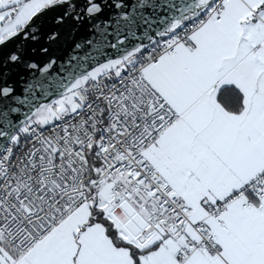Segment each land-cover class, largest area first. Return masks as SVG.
I'll return each instance as SVG.
<instances>
[{"label": "crops", "instance_id": "crops-1", "mask_svg": "<svg viewBox=\"0 0 264 264\" xmlns=\"http://www.w3.org/2000/svg\"><path fill=\"white\" fill-rule=\"evenodd\" d=\"M32 1L9 29L21 23ZM191 42L143 71L177 114L143 157L190 209L189 223L181 230L168 227L163 235L147 227L138 237L120 223L139 244L133 254L113 241L110 248L100 226L77 245L68 237L69 224L87 219L91 211L80 212L83 204L22 255L6 249L0 236V264H264V199L245 195L232 201L220 217L222 226L205 211L207 203L228 198L264 172V0H230L221 18L196 31ZM225 88L240 95L239 111L229 113L219 104ZM198 224L219 254L194 251L180 263L176 256L184 241L199 239Z\"/></svg>", "mask_w": 264, "mask_h": 264}, {"label": "built area", "instance_id": "built-area-1", "mask_svg": "<svg viewBox=\"0 0 264 264\" xmlns=\"http://www.w3.org/2000/svg\"><path fill=\"white\" fill-rule=\"evenodd\" d=\"M229 1L214 0L123 68L80 87L71 104L74 111L57 114L44 128L29 126L23 140L9 141L0 154V236L16 254L27 252L102 190L106 199L95 205L98 212L127 202L147 227L162 235L168 227L181 230L189 223L190 209L143 157L144 149L177 118L143 71L157 66L161 55L173 56L178 45L192 47L193 34L219 20ZM90 155L97 163L93 177ZM247 194L264 199V172L228 198L207 203L206 215L222 226L220 217L229 204ZM201 229L202 224L195 228L197 241L187 239L179 249L180 263L194 251L219 254Z\"/></svg>", "mask_w": 264, "mask_h": 264}, {"label": "water", "instance_id": "water-1", "mask_svg": "<svg viewBox=\"0 0 264 264\" xmlns=\"http://www.w3.org/2000/svg\"><path fill=\"white\" fill-rule=\"evenodd\" d=\"M28 1L0 0V13ZM213 1L57 0L37 10L0 39V154L44 108L112 74ZM113 215L133 237L147 229L127 202Z\"/></svg>", "mask_w": 264, "mask_h": 264}, {"label": "rangeland", "instance_id": "rangeland-1", "mask_svg": "<svg viewBox=\"0 0 264 264\" xmlns=\"http://www.w3.org/2000/svg\"><path fill=\"white\" fill-rule=\"evenodd\" d=\"M52 1L54 0H34L32 1L31 5H29L27 12L22 13L21 23L19 26H22L30 18V16L33 13H35L37 10H39L40 8H42L43 6H45L46 4ZM25 4L21 6L20 9L24 7ZM123 67L124 65H122L120 68H123ZM74 97H75V93H72L70 95H67L65 97H62L54 101L51 105L44 108L26 126H24L22 129L19 130V134L15 135L14 140L15 141L18 140L20 138L19 136L24 137L27 133V128L29 126H38L40 128H44L47 125L52 124L54 121L57 120V114H60L66 111L67 109L74 111L75 109L71 105ZM54 106L56 107V112L52 110ZM105 199H106V193H105V190H102L97 195V203H102ZM90 207H91V202H87L86 204H84L83 209L80 212H84V213H86V211L90 212ZM97 226L105 228L106 235H107V243L110 248H113V245L111 244V241H113L111 240L113 236L118 239V240L116 239V241L119 242L120 244L124 243L127 245H131V248L139 247L138 242L132 239V237L129 236V234H127V231L122 228L120 222L113 215V209L110 207H106L104 210L101 211L100 218H94L90 213L87 219H83L81 217L80 221L76 223H70L69 227L72 230V232H71V235L68 237H70L72 240H75L76 243H78L77 245H79V243L82 240L83 235L87 232L93 233L92 228H96ZM75 248H78V247L75 246ZM119 248L122 249L124 253L130 254L131 252L130 249L127 247H123L120 245Z\"/></svg>", "mask_w": 264, "mask_h": 264}, {"label": "trees", "instance_id": "trees-1", "mask_svg": "<svg viewBox=\"0 0 264 264\" xmlns=\"http://www.w3.org/2000/svg\"><path fill=\"white\" fill-rule=\"evenodd\" d=\"M55 1H57V0H54L52 2H55ZM52 2H50V3H52ZM20 7H16V8H13V9H10V10L2 12L4 17L0 21V39L2 37L6 36L7 34L13 32V31H16V30L20 29L28 21L27 20L22 26H19L20 25L19 24L16 27H13L11 29L8 28V24L14 22L16 17L18 16V13H20ZM7 13H9V14H7ZM4 28H5V30H4ZM218 101H219V104L223 107V109H225L229 113L240 110V107H241V105H240V95L235 90H233L232 88L223 89L219 93ZM17 134H19V131H18ZM19 137H20L19 140H23V137H21V136H19ZM13 138H15V136ZM89 165H90V177L96 176V174H97V163H96L95 157H92L91 155L89 156ZM247 195H250V194H247ZM254 200H256V199H254ZM256 201H259V200H256ZM89 202H91V207H90L91 215L94 218H100L101 213L98 212V210H96V207H95V205L97 204V196H95L92 199H90ZM248 202H250V204H251V201H248ZM112 240H113L115 245H117V246L121 245L123 247H127V248L130 249L131 254L134 253L133 249L131 248V245H127V244H124V243L120 244L119 242L116 241V238L114 236L112 237ZM2 242H4V247L6 249H8L9 251H11L13 254L16 255V253L13 252V250L8 246V244L4 241L3 238H2Z\"/></svg>", "mask_w": 264, "mask_h": 264}]
</instances>
